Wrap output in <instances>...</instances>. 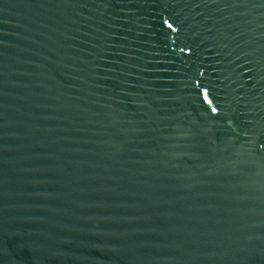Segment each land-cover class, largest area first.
Segmentation results:
<instances>
[{
  "label": "water",
  "instance_id": "95a60500",
  "mask_svg": "<svg viewBox=\"0 0 264 264\" xmlns=\"http://www.w3.org/2000/svg\"><path fill=\"white\" fill-rule=\"evenodd\" d=\"M0 264H264V0H0Z\"/></svg>",
  "mask_w": 264,
  "mask_h": 264
}]
</instances>
